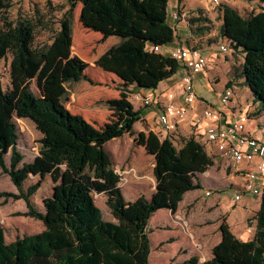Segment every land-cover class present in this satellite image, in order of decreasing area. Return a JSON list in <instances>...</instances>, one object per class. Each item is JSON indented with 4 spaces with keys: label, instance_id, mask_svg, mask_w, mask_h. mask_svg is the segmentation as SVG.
<instances>
[{
    "label": "trees",
    "instance_id": "1",
    "mask_svg": "<svg viewBox=\"0 0 264 264\" xmlns=\"http://www.w3.org/2000/svg\"><path fill=\"white\" fill-rule=\"evenodd\" d=\"M244 1L258 4L260 11L243 17L232 7L222 5L219 36L230 50L244 55L240 76L262 113L264 0ZM68 2L70 11L80 5L79 22L84 29L100 34L101 42L110 38L133 39L126 67L112 71L119 91L127 94L131 86L155 90L180 70L172 56L154 50L163 49L177 38L168 22L169 0ZM13 7L14 0H0V63L11 55V85L7 91L0 80V168L10 177L18 194L0 196L23 200L28 209L24 216L40 221L45 229L8 243L0 226V264H149L151 217L164 209L175 214L186 193L202 188L199 175L214 166L213 158L194 137L177 148L153 132L136 133L134 126L142 119L141 111L127 101L109 100V120L97 128L53 100L37 97L31 91L32 81L52 75L70 45L65 35L56 34L50 44L34 47L35 25L28 19L12 20L9 13ZM189 23L197 25L201 34L210 30L211 21L205 17L191 18ZM65 68L71 72L66 81L95 85L79 61L69 59ZM14 118L30 120L42 136L39 153L30 163H23L24 156L18 151ZM125 135L134 138V143L155 159L157 186L150 199L142 196L127 202L119 186L121 177L113 169L106 145ZM9 152L7 167L4 156ZM30 176L39 177V181L24 191ZM48 177L55 186L51 197L44 200V211L39 212L31 197ZM95 195L106 198L114 222L104 219ZM260 199L252 239L237 238L223 222L222 240L213 249L212 259L200 263L193 257L182 264H264V185Z\"/></svg>",
    "mask_w": 264,
    "mask_h": 264
},
{
    "label": "rangeland",
    "instance_id": "2",
    "mask_svg": "<svg viewBox=\"0 0 264 264\" xmlns=\"http://www.w3.org/2000/svg\"><path fill=\"white\" fill-rule=\"evenodd\" d=\"M69 0H14V7L10 10L9 16L12 20L18 18L31 20L35 25L34 47H42L50 44L56 34H63L67 37L70 45L69 52L65 53L52 75L37 81H32L31 91L37 96L53 100L56 104L66 107L74 114L83 116L88 122L101 128L106 124L110 117L107 102L112 99H120L135 104L140 107L142 102L137 95L138 92L123 93L118 90V80L112 73L118 68H125L128 58V42H120L121 39L111 38L109 42H101L100 34L88 31L79 22L80 5L70 11ZM237 1V0H235ZM70 11V12H69ZM260 11L258 4L244 5L240 12L243 17H249ZM64 22V26L62 23ZM219 19L210 24V30L214 32V37L207 41V46H211L218 39ZM133 39L123 40L131 41ZM118 41V42H113ZM219 56L223 54L218 53ZM227 62L233 64L240 71L239 64L242 61L241 53L224 55ZM69 59L79 61L85 69V73L94 81L95 85L88 82L66 81L65 77L71 72L66 70L65 62ZM9 54L0 63V80L4 90H8L11 85ZM223 76V74L221 75ZM117 81V82H116ZM144 96V95H143ZM141 97V96H140ZM17 125L19 139L17 142L18 151L24 156L23 163L32 162L39 153L38 141L41 134L36 130L35 125L26 119L14 118ZM254 120L249 121L254 124ZM145 127V123H139L137 128ZM106 150L112 157L113 169L120 175V187L128 200L138 198L141 194L150 193L149 182L151 181L152 161L148 155L135 145L133 138L124 137L112 140L106 146ZM10 155L7 153L5 158L6 166H10ZM139 169V170H138ZM236 167L225 159L210 168L211 177L217 183H221L218 191L234 198L233 189H242L241 177L235 172ZM234 174L235 178L230 179ZM239 178V179H238ZM39 177L30 176L24 184V191L36 184ZM235 181H237L235 183ZM138 182H143L142 189H134ZM55 184L50 178H46L40 185L37 192L31 197V202L37 211H44V200L51 197ZM134 189V190H133ZM3 193L18 194L17 188L13 185L10 177L0 168V195ZM96 205L101 209L105 220H114L104 196L95 195ZM28 212L23 200H14L0 196V226L4 228L7 242L15 238L36 235L41 233L44 226L40 221L31 217L24 216ZM254 216L247 220L246 232L249 238L254 236L255 222ZM42 227V228H41Z\"/></svg>",
    "mask_w": 264,
    "mask_h": 264
},
{
    "label": "crops",
    "instance_id": "3",
    "mask_svg": "<svg viewBox=\"0 0 264 264\" xmlns=\"http://www.w3.org/2000/svg\"><path fill=\"white\" fill-rule=\"evenodd\" d=\"M247 4L252 3H247L242 0H223L222 5L230 6L240 13L244 9V5L246 6ZM199 16L209 19L211 23L219 19V29L223 24L221 8H215L207 0H169L168 22L170 26L174 28L177 38L173 43L164 47L161 51L163 54L170 56L179 48H198L202 50L208 61L207 69L194 77V87L198 102L189 111V116L201 113L206 106L217 110H224L228 115H233L240 111H248L254 114L253 120L255 122L253 125H248V129L251 133L257 132L260 126H264V112H260L259 103L255 101L251 90L245 84L244 78L240 76L244 63V55L241 54L242 61L239 64L240 71L238 72L235 63L231 64L227 62L224 56L232 53L236 54L238 52L230 50L229 53L223 54L219 50L221 44H226L219 36V29L217 41L212 43L211 46L206 47L208 39L214 37L215 35L213 34L215 33L209 30L201 34L196 30L197 25H190L189 19ZM106 42H109V39ZM113 42L115 43L118 41ZM128 42L130 45L129 48L132 47L134 43L132 41ZM218 53L223 54V56L220 57ZM185 74L186 72L180 68L174 77L162 82L155 90H139L135 88V86H131L127 90L128 93H136L139 91L142 95L149 94L153 98H157L162 103L166 104L168 103L166 92L174 89ZM222 74L223 76H221ZM227 87L234 88V99L230 108L224 107L220 103V97ZM132 105L135 110L141 111L142 117L141 121L137 122L134 126L136 133L143 132L148 134L149 132H153L157 134V109L141 105H139L140 107H136L135 104ZM139 123H145L147 128L141 127L138 129L137 125ZM180 134L181 140L177 143V148H181L184 141L190 137H195L192 135V127L189 120L180 125ZM126 136L128 135L124 137ZM255 136H260V133H255ZM195 138L203 145L200 137L196 136ZM116 140L118 139H115V141ZM138 147L146 153L143 147ZM204 148L208 155L213 158L214 166L222 161V159L216 155L214 148ZM148 157L152 161V176L148 185L150 193L148 195L141 194L138 198L144 196L150 199L157 186L153 173L155 159L150 155H148ZM244 167L245 166L242 165L241 168ZM209 170L199 175L202 188L186 193L175 214L170 210L164 209L157 211L151 217L148 225L151 246L149 264H182L193 257H197L200 263L209 261L213 257V249L222 240L220 226L223 222L229 226L230 230L237 238L243 241L252 239V237L249 238V233L246 232L245 228L247 227V220L253 215H256L260 208V197L244 195L241 200L237 202L235 197L238 194L240 195L242 189H233L234 198L229 199L225 195L227 190L224 192L218 191L219 187H222L220 185L221 183L214 181ZM237 177H241V184L239 187L242 188L244 176L243 174H239ZM233 178H235V176L231 174L229 180H233ZM236 182L237 181H235V183ZM134 185V189H142L145 186L143 182H138ZM207 193H210V196H207ZM123 196L125 198L124 194ZM138 198L130 200L125 198V200L127 202H135ZM109 221L114 222V220ZM43 231L42 228L41 232Z\"/></svg>",
    "mask_w": 264,
    "mask_h": 264
},
{
    "label": "built area",
    "instance_id": "4",
    "mask_svg": "<svg viewBox=\"0 0 264 264\" xmlns=\"http://www.w3.org/2000/svg\"><path fill=\"white\" fill-rule=\"evenodd\" d=\"M207 1L215 8H220L223 4V0ZM154 50L162 51L158 47H154ZM219 50L223 54L230 52L227 44H221ZM170 56L179 63L186 74L174 89L166 92L168 103L164 104L149 94L137 95L144 107L156 108L158 111L156 135L177 145L181 140L180 125L189 120L192 135L200 137L204 147L214 148L218 157L234 165L238 174H243L242 192L235 200L240 201L244 195L260 197L264 185V126L257 130L260 136H255L256 131L251 133L248 123L253 120L254 114L248 111L228 115L224 110L206 106L201 113L189 116V111L198 102L194 77L207 69L208 61L198 48H179ZM233 99L234 88L227 87L220 97V103L230 108ZM242 165L245 167L241 168ZM207 196H210V193H207Z\"/></svg>",
    "mask_w": 264,
    "mask_h": 264
}]
</instances>
